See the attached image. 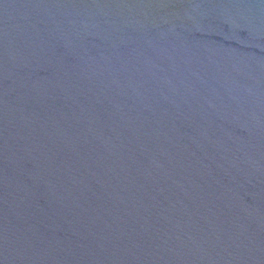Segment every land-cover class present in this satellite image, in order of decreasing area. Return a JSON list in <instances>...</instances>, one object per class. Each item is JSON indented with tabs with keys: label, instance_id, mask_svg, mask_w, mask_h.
Returning a JSON list of instances; mask_svg holds the SVG:
<instances>
[{
	"label": "water",
	"instance_id": "water-1",
	"mask_svg": "<svg viewBox=\"0 0 264 264\" xmlns=\"http://www.w3.org/2000/svg\"><path fill=\"white\" fill-rule=\"evenodd\" d=\"M0 264H264V0H0Z\"/></svg>",
	"mask_w": 264,
	"mask_h": 264
}]
</instances>
